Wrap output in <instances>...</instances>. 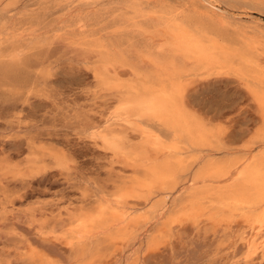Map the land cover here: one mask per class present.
Returning a JSON list of instances; mask_svg holds the SVG:
<instances>
[{
  "label": "rangeland",
  "instance_id": "rangeland-1",
  "mask_svg": "<svg viewBox=\"0 0 264 264\" xmlns=\"http://www.w3.org/2000/svg\"><path fill=\"white\" fill-rule=\"evenodd\" d=\"M180 28L228 60L200 68L177 46ZM248 74L264 77V0H0V264H264V222L189 207L236 182L194 184L202 162L264 148ZM172 79L222 149L190 147L176 188L150 197L134 182L173 133L136 96ZM102 210L121 234L80 243L91 225L78 219Z\"/></svg>",
  "mask_w": 264,
  "mask_h": 264
},
{
  "label": "bare ground",
  "instance_id": "bare-ground-1",
  "mask_svg": "<svg viewBox=\"0 0 264 264\" xmlns=\"http://www.w3.org/2000/svg\"><path fill=\"white\" fill-rule=\"evenodd\" d=\"M173 37L177 39V46L186 53V56L193 58L200 68L221 64L228 60V52L212 39L197 37L182 28L174 31ZM248 76L253 77L258 83L248 86L254 99L264 110V77L253 74H248ZM136 99L139 108L153 114L159 121L169 127L173 133V142L166 147L167 151L163 153V156H155L152 160L146 159L147 162L143 164V166H145L143 175L136 178L134 182L140 190H145L149 192V196H152L153 188L156 187V185L169 188V190H172L171 188L174 189V187L176 188L181 176L180 173H182V171L187 172L189 167L191 168L192 165L190 162H196L192 158L189 160L190 155L187 152L190 150V147L203 148L205 146L216 148L213 145L216 143L218 144L219 137H216V135H218L216 132V135L215 133H210L199 120L190 115L192 112L189 113L187 111L186 108L188 106L185 107L186 101L183 99V89L177 80L172 79L168 83L156 87L147 86L141 94L136 96ZM262 112L263 116L264 111ZM258 131H260L263 136H258L260 133L256 131L257 138L260 137L262 142H264V133L261 132V129ZM104 140L106 144L109 145V148L115 151L122 149V138L117 136L109 137L107 135ZM250 144L253 145L256 143L251 142ZM218 145L220 147V144ZM220 149L222 148L220 147ZM249 149L250 150L245 154L230 155L224 157V159H222V157L217 159V157L216 159L205 160L198 166L199 168L197 167V170L192 174L193 182L196 185L201 182L203 184H213L216 188L214 183L226 182L232 178H236V182H234L231 187H228L227 190L209 192L210 195L203 198L201 197V201H198L197 198L195 203L190 204V211L195 214L202 211L212 213L213 209H216V214L220 215L226 210H230L234 212V214H236V212L241 214V216L246 214L248 216L247 221H251L253 229L261 227L264 222V148L254 151L253 146H250ZM213 186H210L211 189H215ZM206 189L208 190L210 188ZM201 190H203V193L207 191L204 189ZM201 190L195 189L193 192L200 193ZM149 196L148 200L151 199ZM205 198L210 200V206L204 207L202 204ZM203 214L207 215L206 212ZM212 215L215 216V213H212ZM207 216L209 218V215ZM120 223L121 219H119V217L111 215L110 212L108 214L104 210L99 211L96 215L91 217H81L78 219V226L88 228V226L91 225V229L79 233L76 238L80 240V243H83L85 240L89 239L90 235L95 231H101V233L106 234L108 237L110 236L109 238H114L121 234H118L119 231H117L118 235H114V232L119 229H113L114 226H118ZM112 229L114 231H112ZM258 234H260L258 231L252 232L251 237L253 241L256 240ZM252 244L254 243L252 242ZM96 246L99 247V239L96 242ZM98 247H96V250ZM93 249H85L82 257L93 258L98 252L96 251L95 253Z\"/></svg>",
  "mask_w": 264,
  "mask_h": 264
}]
</instances>
